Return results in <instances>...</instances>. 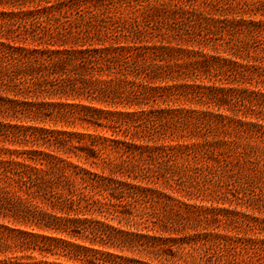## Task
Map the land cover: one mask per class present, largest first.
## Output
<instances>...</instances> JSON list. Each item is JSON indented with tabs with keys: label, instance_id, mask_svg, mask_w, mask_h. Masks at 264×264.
<instances>
[{
	"label": "trees",
	"instance_id": "trees-1",
	"mask_svg": "<svg viewBox=\"0 0 264 264\" xmlns=\"http://www.w3.org/2000/svg\"><path fill=\"white\" fill-rule=\"evenodd\" d=\"M206 1L216 14L197 0H0V264H220L224 250L229 264H264V220L222 236L205 227L219 213L184 199L220 200L222 169L206 157L227 158V134L252 125L222 105L264 107L245 86L264 5ZM206 100L216 112L190 107ZM83 123L110 134L74 130Z\"/></svg>",
	"mask_w": 264,
	"mask_h": 264
},
{
	"label": "rangeland",
	"instance_id": "rangeland-1",
	"mask_svg": "<svg viewBox=\"0 0 264 264\" xmlns=\"http://www.w3.org/2000/svg\"><path fill=\"white\" fill-rule=\"evenodd\" d=\"M243 1L244 0H232L231 4H233V6H237L235 10L238 12H242V10L246 11L249 9V7L245 6ZM254 1L255 4L253 7H259L260 3L264 5V0H250L249 2L252 3ZM60 2L63 4L65 3V5L60 4ZM75 4L76 0H70L69 2L67 0H50V5L57 7V10L59 7L63 9L68 7L73 9ZM217 6L219 5L209 3L208 1L205 2V0H197V3L195 4V8L197 10L208 11L214 14H216L215 8H217ZM3 7L4 8L1 7L3 10H9V8L5 6ZM25 9L26 8H23V10ZM256 11L257 14L252 17H255V19L264 20V18L260 16V12L263 13L264 8L262 7ZM247 16L248 14H245V17ZM216 43H219V41L215 40L211 44L216 45ZM212 45L208 48H205L201 45H193L192 48L194 50L201 49L204 53L206 52L213 54L214 52L212 50ZM250 54L255 57L254 64H256L257 67H254L255 69H253L252 75L250 73H245L247 75V82L252 83L251 86H247V84L245 86L250 90H260V92L264 93V49H261L260 46H257L254 48V52L251 51ZM250 64L253 63H249L248 66ZM249 70V72L252 71V69ZM217 78L223 83H226L227 81L226 77H222L221 75ZM209 79L210 81H213L216 78L210 73L205 72V74L202 76V80L206 85H210L211 82ZM238 87H241V84L238 85ZM206 102L207 103L204 105H198L196 102L192 101L190 107L197 110L201 109L203 111H217V108L213 102L210 100H206ZM220 112L223 115H227L235 122L248 123L252 125H249V127H242L239 133H237L236 130L227 134L226 140L230 142V150L227 152V158H220L216 155L210 156V154L206 157L207 163H205V165L217 170L222 169L221 175H223V177L221 183L222 187L219 193L220 200L215 201L213 197H209L208 195H200L198 197L191 196L190 198L188 197L189 200L184 196V199L189 203H195L202 208H211L215 210V212L219 213L217 215L216 221L205 224L207 232H212L211 229L214 228L213 232H216L222 236L238 234L241 237H245V226L244 223H241V220H245V217H256L258 220H264V164L263 160L257 159V157L260 155L261 157L264 156V137H258L256 134L253 135V133H251L253 130L254 132L264 130V107L250 105L247 103V101H244V105L242 102L239 103L237 101H232L229 104H223L222 108H220ZM236 126L239 128V125L236 124ZM74 130L91 135L102 134L109 136L110 134V132H106L105 128L88 125L87 123L77 124ZM246 130H248V132H245ZM238 152L244 153L243 159L240 161H237V156H235ZM171 195L175 198H183L177 193H172ZM127 207L130 208L131 206ZM117 209L121 210L122 208L117 206ZM118 215L120 214L118 213ZM116 221L117 220H114V224L117 223ZM148 225H152V223L149 222ZM155 228L158 230V233H161L163 237L189 238L188 233L182 234L176 232V228H173L170 225L162 226L160 224H156ZM263 234L264 233L261 234V237ZM238 249L239 248H237V250ZM173 250H176V248H173ZM189 250H193L192 242H190V244L184 245V248L181 249V252L183 251L182 253L184 254ZM221 253L222 257L220 264H229L226 250ZM209 254H211V252ZM193 255L197 257L198 252L193 251Z\"/></svg>",
	"mask_w": 264,
	"mask_h": 264
}]
</instances>
